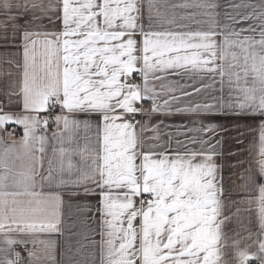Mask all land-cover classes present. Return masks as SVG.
Segmentation results:
<instances>
[{
    "label": "snow or ice",
    "instance_id": "6c2138e0",
    "mask_svg": "<svg viewBox=\"0 0 264 264\" xmlns=\"http://www.w3.org/2000/svg\"><path fill=\"white\" fill-rule=\"evenodd\" d=\"M189 7L198 14L177 16ZM217 7L0 0V9H16L0 25V46L17 54V79L0 89V131L24 130L19 142L0 138V210L27 197L17 209L22 231H0V264H45L65 192L97 197L102 264H264L239 232H225L236 223L250 238L243 221L251 224L255 205L264 237V14L243 17L256 23L237 29L235 19L218 22ZM173 76L203 87H173ZM155 116L188 119L173 134ZM257 119L254 151L245 149L252 160H243L225 145L243 146ZM226 164L230 177L244 169L240 200ZM257 251L264 254V238Z\"/></svg>",
    "mask_w": 264,
    "mask_h": 264
},
{
    "label": "crops",
    "instance_id": "0c3cea01",
    "mask_svg": "<svg viewBox=\"0 0 264 264\" xmlns=\"http://www.w3.org/2000/svg\"><path fill=\"white\" fill-rule=\"evenodd\" d=\"M166 2L172 4L188 3L194 5L197 3V0H166ZM218 7L216 8L217 20L221 24H232L233 19L237 21L235 27L239 28H248L250 25H254L255 21L243 20V17L253 15L264 14V0H215ZM236 5H241V7H236ZM251 5V7H249ZM175 12L177 16L181 15H190L192 13H197V9L189 7L187 9L176 8ZM16 13V9L10 11H5L0 9V25L3 24L6 16H11ZM155 14V13H154ZM21 23L23 21H20ZM53 31H58L59 28L52 29ZM9 35H11L12 28L7 29ZM3 28L0 27V34H2ZM140 39V37H136ZM219 39V38H218ZM17 58V54L14 51L6 52L3 46H0V89L4 88V81L6 80H15L17 79L15 73L14 61ZM11 59L13 64L11 67L5 60ZM11 72L12 75L9 76L8 73ZM179 82V85H182L185 90L191 92L195 87H203L198 80L192 81L187 80L181 77L173 76L171 78V84L173 87H178L176 82ZM167 86V85H166ZM179 95V91L176 93ZM3 98L0 97V100ZM140 119V117H138ZM188 118L182 116H172L171 118L155 116L153 117V123L158 120H164L165 125H172L173 127L166 129V131H171L173 134L176 132V128L179 127L183 122ZM250 130L247 132V138L244 140V145H236L234 140H229L225 148H232V151L235 153L239 151L242 153L243 160H252V155L245 151V149H252L254 151V145L256 143V136L258 134V123L259 120L252 122L250 121ZM243 126V125H242ZM53 129L49 128V134ZM16 131V132H15ZM23 128L10 125L7 131H0V138L5 141L19 142L23 137ZM166 139V136L164 137ZM180 140L184 141L186 138L183 136L179 137ZM49 147V155H51V144ZM231 159V157H229ZM13 162L15 168H20L22 166V161L15 159L13 157ZM219 162V161H218ZM234 163V161H233ZM248 165L244 164V168H247ZM243 168L236 170L235 175L229 173L228 165L224 166V177L225 180H231V187L234 189L232 192V198L235 200H240L244 195L243 189L241 188L242 181L239 176L243 173ZM258 196V190L249 194L250 199H255ZM24 203L17 205L9 201L8 210H0V219H2L3 225H6L5 228H0V231H6L11 236H16L19 231L22 229L18 226V220L20 218V212L17 210L18 207H27V197L19 198ZM64 208H63V223L58 227L55 233L50 234V241L45 240L46 244L50 243V246L47 249V259L45 264H102V253L100 248L101 237L99 235V215L95 212V209L98 207V199L95 196L89 197H76L74 194L69 196L67 192L64 193ZM77 206L81 210H77ZM93 209L92 212H87L88 208ZM255 205H253V213L251 214V224H248V220L245 219L243 223L248 226L251 232V237L249 238V231L241 229L236 223H230L225 228V232L230 239L237 237V232L240 236L244 237V243L249 251L254 252L259 255H264L258 253V241L261 238L257 234L259 233V228L256 222L255 217ZM94 216V219H89L88 217ZM39 246V242H38ZM258 263L260 260L252 259L249 264ZM21 264L23 261L21 260Z\"/></svg>",
    "mask_w": 264,
    "mask_h": 264
},
{
    "label": "built area",
    "instance_id": "2783aa9c",
    "mask_svg": "<svg viewBox=\"0 0 264 264\" xmlns=\"http://www.w3.org/2000/svg\"><path fill=\"white\" fill-rule=\"evenodd\" d=\"M138 79V78H137ZM16 132V131H15ZM251 264H258V263H251Z\"/></svg>",
    "mask_w": 264,
    "mask_h": 264
}]
</instances>
